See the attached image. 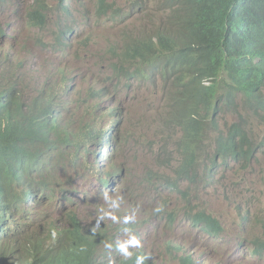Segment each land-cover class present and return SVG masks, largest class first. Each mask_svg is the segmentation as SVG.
I'll use <instances>...</instances> for the list:
<instances>
[{
  "label": "clouds",
  "instance_id": "clouds-1",
  "mask_svg": "<svg viewBox=\"0 0 264 264\" xmlns=\"http://www.w3.org/2000/svg\"><path fill=\"white\" fill-rule=\"evenodd\" d=\"M25 1L15 0L16 10L14 0H0V14L4 15L0 50L8 54L0 55V100L6 95L0 111L16 104L25 114L37 116L41 128L33 139L14 143L20 150L10 152L9 161H5V151L0 153V264H156L153 254L139 243L140 231L157 219L167 233L180 215L206 236L219 237L224 229L214 214L199 207L181 210L167 201L159 203L152 193H181L180 184L187 178L208 183L219 164L250 165L264 155V0H209L206 6L214 3L225 27L223 38L208 37L195 20L180 22L176 17L182 15L185 0H134L127 10L126 0H90V4L68 0L67 7L60 0L56 8L42 0L32 5ZM21 10L25 11L23 28L12 34L13 26L22 24L17 18ZM90 16L92 23H88ZM131 16L134 21L127 24ZM111 21L123 25L115 29ZM184 28L193 33L185 35ZM150 43L182 57L183 70L167 74L142 64ZM70 52L77 62L94 53L97 68L84 73L70 62ZM200 58L207 62L208 77L198 69ZM62 72L72 75L73 91H68L69 81ZM85 77L91 81L85 82ZM158 77L172 84L164 85L168 105L157 127L163 140L159 151H167L161 148H169L170 142L175 148L168 157L141 164L137 193L147 210L141 215L136 206L143 221L140 231L136 238L120 241L118 236L133 233L134 227L124 230L125 225L117 222L121 215L113 216L105 209V203L115 196V184L104 191L101 188L110 178L124 175L117 152L126 140L136 139L133 129L123 130L129 127L121 95L136 82L155 83ZM212 87L223 100L209 112L195 142L196 163L185 173L186 157L175 140L180 137L178 126L188 113L197 109L206 113L207 90ZM237 101L258 121L263 132L260 139L249 132L248 127L253 126L241 118ZM109 109L121 113L113 117ZM184 109L185 117L180 120ZM224 113L237 118L219 123L217 119ZM113 121L116 125H111ZM237 125L246 133V140L237 138L242 143L239 156L222 148L230 129ZM7 129L11 133L13 126L7 124ZM107 129L110 134H105ZM209 131L217 134L215 152L203 146ZM111 134L112 148L100 157L106 165L103 174L102 164L95 160L96 148L99 145L106 151ZM249 147L254 149L251 155L245 153ZM62 148L65 153L59 157ZM13 192L18 195H11ZM187 195L183 191L186 201ZM152 207L154 212L147 214ZM110 218L114 221L109 223ZM22 227L25 229L19 230ZM163 237L161 259L171 257L172 264H204L194 260L183 241L170 240L168 234ZM240 242L238 238L234 244L238 253L245 249ZM252 243L253 255L264 258V236ZM181 245L186 251L179 250ZM112 251L115 259L109 255ZM212 264L221 263L213 260Z\"/></svg>",
  "mask_w": 264,
  "mask_h": 264
},
{
  "label": "rangeland",
  "instance_id": "rangeland-1",
  "mask_svg": "<svg viewBox=\"0 0 264 264\" xmlns=\"http://www.w3.org/2000/svg\"><path fill=\"white\" fill-rule=\"evenodd\" d=\"M59 1L42 0L43 3L54 8L58 6ZM133 1L126 0V10L129 8V3ZM87 2L90 4V0H87ZM25 3L32 5L35 0H26ZM78 3L79 0L76 1V4ZM1 18H4L3 14H0ZM17 18L22 22L17 29L20 31L23 28L25 11L21 10V14ZM87 19L88 23H92V16L87 17ZM133 21L134 18L131 16L127 24ZM110 24L115 29L123 25L112 21ZM68 58L73 65L78 66L84 73L97 68L94 53L84 56L79 62L74 58L73 52L68 54ZM86 81H91V78L85 77ZM156 81L148 84L136 82L132 89L123 90L121 95V100L127 106L128 117L125 124L129 127L123 130L133 129L136 139L126 140L119 147L116 159L118 164L124 166V175L117 179L115 183V196L112 197V200L110 199L105 203V209L108 214L113 216L121 215L117 222L125 225L124 230L130 228V226L134 227L133 233L128 235L125 233L120 234L118 236L120 241L136 238V233L140 231V224L143 221L140 220L139 214L136 213V206L141 215L146 213L145 210H147L143 197L137 193L140 190L141 164H148V159H152V163H154L153 158L168 157L175 148L174 144L170 142L169 148H161V150L168 149L167 151H159L163 140L159 139L157 127L160 117L166 113L168 105L167 89L164 85L172 86V84L170 82L165 83L159 77ZM236 104V110L241 118L245 117L247 124L253 126L252 129L248 127L249 132L251 133V130L254 131V137L257 140L260 139L263 132L259 128L258 121L246 110L244 104L240 101H237ZM119 113L117 111L114 115L117 116ZM236 118L235 114L224 113L220 114L217 120L219 123H223L224 120L227 123H231ZM207 134L208 136L203 146H207L209 151L215 152L216 141L218 140L217 134L210 131ZM103 153L106 154V151ZM101 161L102 171L106 172L104 160ZM237 163L219 164V169L216 170L214 178L208 183H194L188 178L185 179L179 187L182 190L181 193L178 191L175 193L163 192L162 190L158 193H152L154 198L157 197L159 203L167 201L171 206L181 210L185 207L188 209L193 207L202 208L217 216L224 229L219 237L213 239L206 236L200 228L194 227L191 222L187 224L180 215L176 225L165 233L158 220H153L149 225L142 227L139 243L144 246L145 250L153 251L152 254L156 258V264H164L165 262V264H172L171 257L166 260L161 259V240H164L165 237L163 236L166 234H168L170 240L185 242L194 260H198L201 263L205 262L204 264H212L213 260L219 261L221 264H264L263 257L252 253V240L256 237L264 236V221L262 219L264 217V155H258L250 165ZM183 191L188 192L189 200L187 199L186 201L184 199L182 196ZM134 195H137L136 198H134ZM153 207L150 212L154 210ZM122 211L123 213H121ZM150 212L147 214H150ZM113 221V218L108 220L109 223ZM238 238L241 239L240 243L245 248L241 251L242 253L239 252L240 255L238 253L239 248L234 245ZM180 248L186 249L184 245H181ZM225 248L226 252L223 251ZM109 255L113 259L117 256L113 251Z\"/></svg>",
  "mask_w": 264,
  "mask_h": 264
},
{
  "label": "trees",
  "instance_id": "trees-1",
  "mask_svg": "<svg viewBox=\"0 0 264 264\" xmlns=\"http://www.w3.org/2000/svg\"><path fill=\"white\" fill-rule=\"evenodd\" d=\"M208 1L209 0H185L182 5V15L176 18L184 24H187L190 20H195L197 25L201 28V31L208 37L223 38L225 27L221 17L213 7L214 3L209 5V7L206 6ZM183 32L185 35H188L192 34L193 30L184 28ZM143 63L155 70L161 69L163 73L167 74L181 72L185 66V60L182 57L174 53H169L161 45H154L153 43L148 44L147 53L142 64ZM198 69L203 77L209 76L207 62L203 58L199 59ZM216 94V87L208 89L207 98L209 105L206 109V113L202 114L200 109H197L193 113L186 114L187 118H185L178 126L180 137L178 139L173 137L170 138L172 140L175 139L176 142L178 141V145L186 157L184 168L185 173H189L196 163L195 142L198 140V137L203 130L209 112L217 107V104L223 100L222 97H219ZM228 101L230 100L228 99ZM3 105L4 100L0 103V106ZM185 110L186 109L182 111L184 115L178 117L180 120L185 117ZM24 112V109L18 108L16 104H11L3 111H0V153L5 151V161H9L8 158L10 152H18L20 150L14 145L17 140H31L40 130L39 118L35 115H27ZM7 124L13 126L11 133L8 132ZM229 132L230 135L226 139L222 148L227 152H233L235 156H239L242 153V143H239L237 138L241 137L242 140H246L244 128L237 125L234 126L233 129H230ZM4 144L8 145L4 147ZM253 152L254 149L251 147L245 151L247 155H251ZM64 153L65 149L62 148L58 152V156L61 157ZM2 168L3 166L0 165V172H2ZM34 263L39 264V261ZM44 264L48 263L46 262Z\"/></svg>",
  "mask_w": 264,
  "mask_h": 264
},
{
  "label": "bare ground",
  "instance_id": "bare-ground-1",
  "mask_svg": "<svg viewBox=\"0 0 264 264\" xmlns=\"http://www.w3.org/2000/svg\"><path fill=\"white\" fill-rule=\"evenodd\" d=\"M14 8L16 9V10H18L17 9V6H16V2H15V0H14ZM63 5L64 6H68L69 5V1L68 0H63ZM17 14V13H16ZM16 14H14L13 15V18H15V15ZM18 27H19V24H15L14 26H13V28H12V30H11V32H12V34H14V33H16V31H17V29H18ZM11 38H13V37H11ZM0 55H2V57H7L8 56V54L6 53V52H4V51H1L0 50ZM63 77H64V79L65 80H68L69 82H68V91L70 90V91H73L74 90V88L73 87H71V84H72V75L71 74H68V73H63L62 72V74H61ZM94 85L95 86H97L98 84L97 83H94ZM70 87H71V89H70ZM5 98H6V95H4L3 94V96H2V98H1V100H0V103L3 101V100H5ZM110 111H111V116H113V117H115L116 115H114L117 111L118 112H120L121 113V111L119 110V109H115L116 110V112L114 113L111 109H109ZM114 123V125H116V122L115 121H113L112 123H111V125ZM110 125V126H111ZM110 128V127H109ZM109 132V134L111 133V130L110 129H107V131H106V133L105 134H107ZM105 134L103 135V136H105ZM103 136H102V138H103ZM112 134L111 135H109L108 136V140H106V142H107V144H106V142H105V145H106V147H107V150H106V153H108L109 151H110V149L112 148V143H111V141H112ZM101 138V139H102ZM152 143H153V141H152ZM232 143V142H231ZM98 145V144H97ZM101 145V144H100ZM156 146V145H155ZM103 149V148H102ZM101 149V147L99 148V145H98V148H96V157H95V160L97 161V163H99V164H101V159H100V157H101V153H103V151L104 150H102ZM231 151H232V149H231ZM233 153V152H232ZM233 155H235L234 153H233ZM237 156V155H236ZM104 165H105V163H104ZM106 166V165H105ZM104 166V167H105ZM102 168H103V166H102ZM104 169H106V168H104ZM102 172H104L105 173V171H102ZM10 172H8V174H9ZM103 173V174H104ZM106 177V176H105ZM100 178H102V177H98V179H100ZM107 179L108 178H110V175L108 176V177H106ZM115 179V180H114ZM116 180H117V176H114V177H112V178H110L109 179V181L108 182H106V184L105 185H103L102 186V190L101 191H104V190H106V189H108V188H110V187H112L115 183H116ZM181 186V185H180ZM183 188V187H182ZM101 191L99 190V194L101 193ZM96 195H98V193H95ZM223 194V193H222ZM11 195H13V196H17L18 195V192H13ZM27 199H29V196L27 197ZM128 200V199H127ZM131 205V204H130ZM146 211V210H145ZM154 211V210H153ZM120 212V211H119ZM150 212V211H149ZM121 213H123V211L121 212ZM151 213V212H150ZM23 228V229H22ZM21 229H19V230H24L25 229V227H22ZM145 228V227H144ZM146 230V229H145ZM149 230H150V228H149ZM143 234H145V233H143ZM143 234H141V235H143ZM58 239V238H57ZM214 239V238H213ZM172 240V239H171ZM146 241V240H145ZM58 243L59 242H62V240L59 238L58 239V241H57ZM211 242V241H210ZM216 242V241H215ZM146 243V242H145ZM185 243V242H184ZM212 243H213V241H212ZM219 243V242H218ZM148 244V243H147ZM186 244V243H185ZM216 244V243H215ZM190 248V247H189ZM194 248V247H193ZM147 249V248H146ZM237 249V248H236ZM179 250H185L186 251V249H181V248H179ZM238 250V249H237ZM150 251V250H149ZM153 251H151V253H152ZM195 252V251H194ZM197 252V251H196ZM237 253V252H236ZM242 253V252H241ZM238 254V253H237ZM201 259V258H200ZM203 259V258H202ZM262 262H263V260H262ZM205 263V262H204ZM217 263V262H216ZM44 264V263H43ZM49 264V263H48Z\"/></svg>",
  "mask_w": 264,
  "mask_h": 264
}]
</instances>
